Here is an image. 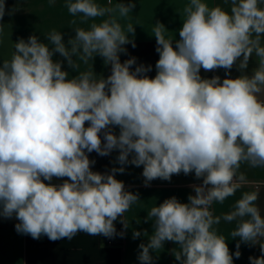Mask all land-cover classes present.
Returning a JSON list of instances; mask_svg holds the SVG:
<instances>
[{
  "label": "clouds",
  "instance_id": "9594fccd",
  "mask_svg": "<svg viewBox=\"0 0 264 264\" xmlns=\"http://www.w3.org/2000/svg\"><path fill=\"white\" fill-rule=\"evenodd\" d=\"M225 3L230 11L190 0L175 46L165 26L155 24L159 59L154 77L147 75L151 65L136 64L135 57L120 60L125 45L136 47L128 35H134V25L120 22L135 8L131 0L115 7L67 0L68 12L79 14L82 23L107 19L88 29L76 27L67 45L56 31L47 35L49 43L36 35L14 42L11 58L0 64V216H14L16 231L33 239H71L78 232L113 238L118 234L114 222L139 200L116 178L125 166H142L146 184L194 173L202 183L192 186L195 194L187 203L173 196L147 213L146 220L154 218V231L147 244L139 245L138 260L153 264L152 252L171 241L180 246L174 255L179 264H233L227 241L213 228L221 218L210 208L246 182L238 175L242 163L264 168V100L259 98L264 92V0ZM5 8L0 0V21ZM55 53L73 70L79 67L74 57L87 64L99 55L111 74L97 79L87 71L69 78L62 61L53 59ZM253 54L258 58L253 74L230 78L237 61L243 71ZM221 68L222 80L200 75L201 69ZM116 127L118 135L112 131ZM113 151L119 153L120 167L92 170L95 161L88 154ZM53 178L67 179L54 184ZM258 197L259 187L244 192L223 216L238 221L231 233L239 238L236 259L241 242L259 244L261 255L250 256V264H264ZM121 223L126 230L127 221ZM141 235L133 232L134 239Z\"/></svg>",
  "mask_w": 264,
  "mask_h": 264
},
{
  "label": "crops",
  "instance_id": "0c3cea01",
  "mask_svg": "<svg viewBox=\"0 0 264 264\" xmlns=\"http://www.w3.org/2000/svg\"><path fill=\"white\" fill-rule=\"evenodd\" d=\"M101 6L115 7L118 3H129L130 0H96ZM135 8L129 13L128 19H120L122 25L126 26L131 22L134 25L135 33L128 34L134 40L136 47L127 44L126 53L120 54L121 62L135 57L136 64L151 65L152 70L147 73L149 77L156 75L155 64L159 59L156 52V39L152 32L153 27L159 21L165 28L166 38L179 40V30L184 20V7L190 0H131ZM208 6H221L230 11V4L225 0H202ZM67 0H5V15L0 23L3 24V35L0 36V64L4 60L11 58L14 52V42L18 39H28L31 35L39 37L41 42L49 43L47 35L56 31L62 33L63 40L67 45L70 37L75 36L74 29L82 27L88 29L90 24L99 23L103 18L81 22V16H73L66 7ZM264 7V5H261ZM76 23L73 24L72 21ZM264 45V38H262ZM51 46V45H49ZM55 61H62L63 70L69 73V78L78 75L80 72L94 71L97 79L101 76L106 78L111 74V66L106 65L99 55L87 64L74 57L78 68L73 70L59 53L53 56ZM239 61H237V65ZM234 65L230 71V78H237L241 75L251 76L253 70L258 67V58L253 54L250 58L248 67L243 71ZM135 65L133 66V68ZM202 78H212L213 76L225 78V70L217 69L210 72L200 71ZM264 100V92L259 95ZM87 126V125H86ZM115 134H119V128H113ZM103 134H101L102 136ZM118 151H113L108 156H100L96 152L89 155L90 160H94L93 171L105 173L113 167H120L116 163ZM123 174L117 173L116 178L125 184V190L139 194V200L131 205L124 216L115 223L117 235L113 238H106L102 235L92 236L84 232H78L71 239L63 238L51 241L46 236L33 239L30 235L20 234L16 231L15 225L19 223L13 218L6 219L0 216V264H140L138 260L139 245L147 244L154 229V218H148L147 213L152 207L158 206L165 199L175 196L180 202L187 203L188 196L194 195L192 186L202 183V179H196L194 173L184 175H173L170 181L155 179L145 183L142 173V166H125ZM243 174L245 183L235 192L233 196L225 199L223 203L213 202L211 211L214 216L220 217V223L214 225L218 235H222L228 243L230 252L233 253V264H250L249 257H259L261 255L259 244L240 243L239 251L241 256L236 259V244L238 237H232L231 233L236 230L238 221H225L223 216L234 210L236 201L239 200L244 192H251L259 187V197L257 205L260 208L261 216L264 217V168H252L247 163H242L238 170V175ZM67 178H53L51 183L60 184ZM47 182V181H46ZM121 219H125L128 227L125 230ZM139 231L141 236L133 238V232ZM124 232L121 236L119 233ZM147 233L143 235V233ZM111 242V244H109ZM180 246L171 241H166L163 248L152 252L153 264H179L175 259V253L179 252Z\"/></svg>",
  "mask_w": 264,
  "mask_h": 264
},
{
  "label": "built area",
  "instance_id": "2783aa9c",
  "mask_svg": "<svg viewBox=\"0 0 264 264\" xmlns=\"http://www.w3.org/2000/svg\"><path fill=\"white\" fill-rule=\"evenodd\" d=\"M210 211H211V208H210ZM109 244H111V242H109Z\"/></svg>",
  "mask_w": 264,
  "mask_h": 264
}]
</instances>
